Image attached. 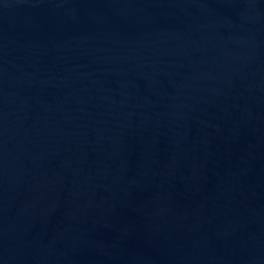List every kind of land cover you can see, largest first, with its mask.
I'll use <instances>...</instances> for the list:
<instances>
[{
    "label": "water",
    "instance_id": "obj_1",
    "mask_svg": "<svg viewBox=\"0 0 264 264\" xmlns=\"http://www.w3.org/2000/svg\"><path fill=\"white\" fill-rule=\"evenodd\" d=\"M0 264H264V0H0Z\"/></svg>",
    "mask_w": 264,
    "mask_h": 264
}]
</instances>
